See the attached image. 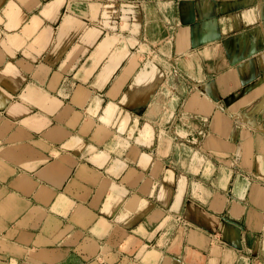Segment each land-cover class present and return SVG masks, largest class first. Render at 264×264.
<instances>
[{
    "label": "crops",
    "instance_id": "0c3cea01",
    "mask_svg": "<svg viewBox=\"0 0 264 264\" xmlns=\"http://www.w3.org/2000/svg\"><path fill=\"white\" fill-rule=\"evenodd\" d=\"M0 264H264V0H0Z\"/></svg>",
    "mask_w": 264,
    "mask_h": 264
}]
</instances>
